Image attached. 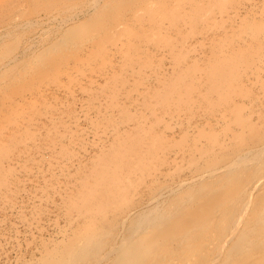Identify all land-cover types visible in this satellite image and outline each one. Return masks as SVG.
Listing matches in <instances>:
<instances>
[{
    "label": "rangeland",
    "instance_id": "obj_1",
    "mask_svg": "<svg viewBox=\"0 0 264 264\" xmlns=\"http://www.w3.org/2000/svg\"><path fill=\"white\" fill-rule=\"evenodd\" d=\"M94 1L0 0V264L33 261L49 243L61 239V229L77 226L81 218L74 214L71 199L78 196L80 181L89 179L101 160L107 162L105 156L107 160L108 156L117 157L114 153L119 150L116 138L119 141L125 134L131 133L132 136L137 131H146L147 163H143L147 164V174L149 171L152 174L155 170L151 169L155 168L159 173L163 171V175L169 176L170 172L173 176V180L165 181L162 177L166 175L160 174L150 183V174L141 182L135 201L128 203L129 207L124 203L129 209H139L145 205L147 197L157 194L158 188L166 189L173 184L172 181L188 176L195 163H202L195 157L197 155L195 158L192 156L191 163L188 158L198 141H203L205 137L225 138L223 130L233 127L232 121H227L231 115L228 107L232 102L237 103L233 106L234 112L252 122L255 121V112L264 114V74L260 68L256 72L253 69L247 71L246 74L250 72L248 77L245 74L237 76L227 86H219L220 82L215 84L205 75L208 74L205 72L208 65H213L215 60L234 63V59L221 53L224 45L238 48L239 57L252 54L249 42L243 43L242 39L246 36L243 28L254 27L257 29L255 33H263L264 0H235L234 4L231 0V5L226 8L235 11L236 15L230 19L220 18L214 11L216 7L211 9L207 4L195 7L197 9L192 7V11L187 12L190 6L186 0L184 4L188 7L182 3L176 10L173 7L167 10L162 18L164 28L158 32L162 33L161 37L149 32L151 26L143 13L141 19L147 20V24H141L143 20L140 19L129 29L137 35L136 42L141 39L143 42L138 43L136 54L137 48L133 53L128 50L130 48L127 49L130 54L125 55L130 58L124 57L122 48L111 47L110 51L100 55L97 51L94 55L93 51V56H85L86 52L81 50L82 58L76 64L82 72L74 74L71 60L61 56L65 64L63 61L57 64L55 60L58 58L48 53L41 56L47 63L20 85L14 86L12 82L2 84L9 82L7 72L10 71L5 72L2 68L9 58L15 61V64L12 62L13 69L18 68L21 60L30 61L55 43L59 34H68L74 39L86 34L87 30L96 27L93 19L99 12L101 14V10L109 17L119 8L123 9V3ZM101 3L105 4L104 8ZM170 4H166L165 8ZM155 10L152 15L161 13L160 9ZM204 12H208L211 19L214 16L211 26L194 21L196 13ZM188 13H194L195 19L187 18ZM183 14L186 15L181 17ZM86 17L91 18V23H84L86 26L83 27ZM188 19L192 20V24H188ZM169 22L172 24L169 25ZM135 23L144 26L143 32ZM237 25H241L239 34L235 29L231 31V27ZM142 35L147 36L146 41ZM110 42L106 44L110 46ZM125 45L123 48L128 47ZM5 48L12 50V54L3 50ZM133 54H138V57L135 56L137 59L131 58ZM78 55L81 57L80 52ZM138 58L141 65L136 63ZM186 70L189 74L182 77ZM255 73L259 75H256L258 79ZM183 83L189 89L193 88L190 93L184 88L185 91L177 89ZM218 86V90H213ZM226 90L234 93L230 101H223ZM229 92L227 94L232 95ZM222 103H225V108ZM223 110H226V121L220 119ZM256 133L254 140L264 138V128ZM232 150L230 148L229 151ZM145 152L143 150L142 153ZM123 154L125 159L121 156L126 162L127 154ZM223 155H216L213 159L219 161ZM113 160L107 163L112 165ZM250 165V168L255 166ZM230 174L235 176L238 173ZM228 176L224 175L223 179ZM124 205L122 207L128 210ZM121 215L114 223L113 232L119 230L122 224L120 220L124 215Z\"/></svg>",
    "mask_w": 264,
    "mask_h": 264
},
{
    "label": "bare ground",
    "instance_id": "obj_2",
    "mask_svg": "<svg viewBox=\"0 0 264 264\" xmlns=\"http://www.w3.org/2000/svg\"><path fill=\"white\" fill-rule=\"evenodd\" d=\"M95 1L97 3L98 0ZM130 1L133 3H129ZM130 1L112 0L117 5L123 3L121 5L124 10L119 8L109 17L103 15L101 10V14L99 12L97 16H94V19L92 18L94 22L96 21L95 26L97 28L90 27L91 29L87 30L86 34L82 33L83 35H79L75 39L68 34H59L55 43L47 46V49L44 48L42 53L39 52L30 61L21 60L18 68L13 69L15 61L13 62L9 58L2 64L5 72L10 71L7 72L9 82L1 81L2 84L12 82L14 86L20 85L31 73L47 63L43 61L44 58L42 59L41 56L48 53L58 58L55 60L57 64L63 61L62 57L71 60L74 64V68L71 67L75 72L74 74L82 72L81 67L76 64L82 58L81 50L83 53L86 52L85 56L93 53L96 55V51L98 55L104 54L107 50L110 51L111 47L118 50L122 48L125 51L130 48L128 50L133 53V50L135 52V49L140 45L138 43L143 44V42L142 39L141 41L138 40L139 37L137 39L139 42H136L135 37L137 35L132 30L130 32L129 29L135 21H140L143 13L148 16L145 19H148L146 21L151 26V31L149 28L148 31L157 33L156 36L161 37L160 34L162 33L158 32L164 28L165 24L162 18L165 17V13L170 11L169 8L173 7L176 10L179 5L186 2V0H171L169 2H165L166 0ZM188 1L187 3L191 8L186 3L184 4L189 8L188 10L185 9L187 12L190 9L192 11V7L197 9L207 4L211 9L216 7L214 11L222 19L223 17L230 19L236 15L235 11L226 8L233 0ZM125 2H128L129 5ZM170 2L172 3L170 4ZM166 4L171 6L167 5L168 8L166 9ZM103 5L102 8H104ZM184 7L183 11H185ZM156 8L161 11V13H157V16L151 14V12L157 11ZM146 11L148 14L145 13ZM193 14L188 13V16L183 14L181 17L186 15L190 19L195 15ZM195 17L191 19L207 26H211L214 22V16L211 19L208 12L196 13ZM145 19H141L143 20L140 21L141 24H143L142 22L146 23ZM89 21L91 18L86 17L83 25L84 23H91ZM190 21L192 20H189V25L192 24ZM170 22L169 25L172 24ZM141 24H138L137 27L142 28L141 31L143 32L144 26L142 27ZM155 29L156 31H154ZM234 29L236 34L242 31L241 25L231 27V31ZM243 30L246 35L242 39L243 43L249 42V46L252 47H250L251 50L253 49L252 54L239 57L238 48H233V46L231 48V45L228 44L224 45L220 50L221 53L225 57L234 59V63L227 64L223 60H215V63L211 66L208 65L207 71L205 70L208 73L205 74L208 80H213L215 84L220 82L219 86H225L227 83L232 84L231 81H234L237 76L242 77L245 74L248 77L252 69L256 72L260 68L259 70H263L264 74V67L261 68L264 65V45H262L264 44V31L260 34L255 33L257 29L254 27L243 28ZM145 34L147 35V33ZM146 35L145 37L142 35L145 38L144 41L147 40ZM103 38L107 39L102 40ZM113 38L116 40L114 41ZM253 40H257L256 44L252 43ZM118 41L121 46L117 45ZM105 42L107 44L110 42V46ZM124 45L128 47L123 48ZM122 49L123 55L130 54L128 50L126 53ZM3 50L12 54V50L7 48ZM137 50L138 48L135 54L138 52ZM79 52L81 57L78 55ZM127 56L129 55L124 57L127 58ZM132 56L131 58L134 59L135 56L138 57V54ZM139 58L138 61L135 60L136 63L141 61ZM139 63L141 65V62ZM249 70L250 72L246 74ZM69 72L71 73V71ZM186 73L189 74V71H183L181 76L183 77L185 74V77ZM256 75H259L254 74L255 78L258 79ZM219 86L216 87L217 89L213 87V90H218ZM178 87V90L184 88L189 93L193 89H189L184 83ZM184 89L183 91H185ZM229 91L226 90L227 93ZM227 93L223 101H230L232 98L230 96L234 95L233 92H231L232 95ZM241 94L243 93L237 95ZM225 103H222L223 108H225ZM228 103L226 106L229 105ZM235 104L237 103L232 102L231 106H227L231 113L227 121H232L233 127L223 130V137L225 138L217 140L205 137L203 141H198L194 150L190 151L193 152V154L190 153L191 157L188 154L189 151L187 152L189 157H186L189 158V163L195 157L201 159L202 163H195L188 176L172 181L173 184L167 186L168 188L165 186L166 189L158 188L157 194L152 193L153 195L147 197L144 200L145 205L141 207L140 204L141 208L139 209L137 208L139 206L135 207L137 209H129L128 205L131 204V201L133 202L141 182L143 183L151 174L150 171L147 174V159H145L147 155V132L137 131L136 135L132 136L131 133L125 134L121 138L118 137L120 138L119 141L116 138L117 141H115L118 145L116 148L119 150L114 152L117 157H112L118 158V160L114 161L115 159L113 158V160L111 156H108L109 160H107V156H105V161L113 160L111 161L112 165L101 160L100 162L103 164H98L99 166L96 170L94 169L95 171L93 170L94 174L91 172L89 179L80 181L81 184L77 190L78 196L76 195L77 197L74 196L75 199L74 197L71 199L70 206L75 211L74 214L81 218L77 226L73 229H61L59 236L61 239L49 243L38 257L33 261H27L26 264H264V138L254 140L256 132L260 129L262 131L264 128V114L260 111L255 112V121L252 122L251 119L248 120L234 112L233 106ZM9 105L8 107H10ZM220 116L222 120L227 119L226 110H223ZM230 148H233L231 152L229 151ZM143 150L146 151V154L142 153ZM227 151L228 153L223 155ZM123 153L127 154L126 162ZM216 155L223 156L219 161H215L213 158ZM121 161L124 162L121 163ZM144 161L146 163H143ZM105 163L107 164L105 165ZM250 164H255V166L250 168ZM151 170H155L150 175L152 181L150 183H153L156 177L163 175V171L159 173L155 168ZM230 172H237L238 174L232 176ZM228 174V178L223 179L224 175ZM165 175V178L162 177L165 181L173 180L170 172L169 176ZM123 205L128 210L124 209ZM122 209H124L123 211L126 210L125 213ZM121 214L124 215L122 219L120 218L122 224H120L119 230L113 232L114 223Z\"/></svg>",
    "mask_w": 264,
    "mask_h": 264
}]
</instances>
